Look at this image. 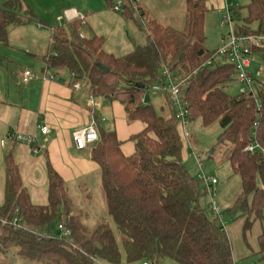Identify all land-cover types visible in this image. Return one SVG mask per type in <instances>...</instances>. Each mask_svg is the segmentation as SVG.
Returning a JSON list of instances; mask_svg holds the SVG:
<instances>
[{
  "label": "trees",
  "instance_id": "1",
  "mask_svg": "<svg viewBox=\"0 0 264 264\" xmlns=\"http://www.w3.org/2000/svg\"><path fill=\"white\" fill-rule=\"evenodd\" d=\"M24 2L3 0L0 42H8L11 27L35 18L30 8L23 11ZM242 9L245 14L236 12V33L263 32L264 0H251ZM208 11L205 0H187L184 31L149 20L145 43L123 56L106 52L102 36L82 37L79 18L52 29L43 59L53 74L66 71L92 95L119 100L128 121L140 119L145 128L132 136L135 152L130 156L123 153L113 126H98L101 139L92 145L91 158L100 165L107 211L118 234L105 219L92 225L73 214L64 180L49 163L48 202L34 204L18 164L7 155L0 253L39 264H122L124 258L127 264H159L161 258L181 264H234L228 235L201 205L205 193L201 181L184 165V143L169 98L165 101L171 112L141 102L146 89L163 80V68L186 80L183 96L190 121L201 119L205 127L218 123V141L232 144L230 161L241 177L242 192L227 213L244 216L245 230L263 219L264 157L245 148L253 140L264 148V84L257 87L256 96L230 95L225 89L234 77V66L225 62L204 66L216 53L205 46ZM123 15L139 22L132 9ZM254 52L264 59V46ZM59 223L72 230L70 238L52 235L53 224ZM258 241L264 260V230Z\"/></svg>",
  "mask_w": 264,
  "mask_h": 264
},
{
  "label": "crops",
  "instance_id": "2",
  "mask_svg": "<svg viewBox=\"0 0 264 264\" xmlns=\"http://www.w3.org/2000/svg\"><path fill=\"white\" fill-rule=\"evenodd\" d=\"M28 1L30 6H27L31 7L33 12L37 16H42L43 19L46 18L47 13L53 12L57 16L56 19L65 24L71 21L64 17L65 11L73 10L84 15L85 23L83 27L90 26L93 33V35L89 36L82 27L81 34L86 38L97 35L94 33L98 29L99 18L97 15L100 12L108 11L115 4L113 0ZM138 1V6L150 21L156 20L163 24L160 21L162 19H160L161 15L159 14L166 13L170 14V18L167 21L170 22L168 26L183 30L187 24V0H160L162 7L157 6L158 9H156L153 0ZM250 1L205 0V3L209 10L208 12L212 11L220 19L225 12L226 4L235 3L236 12L239 11L245 14V9L239 10V8ZM25 7L24 4L23 11L28 10H25ZM132 7V3L126 0V11L133 9ZM160 7L161 11H158ZM154 12L155 15L153 14ZM60 17L62 18L59 19ZM137 19L139 20V18ZM39 21L42 22L41 19ZM28 23L30 22L17 26H23ZM42 26L43 24L39 23L37 27L42 29ZM92 33L90 32L89 34ZM130 38L132 45L126 49L129 50V53L135 49L136 44H143L137 43L132 37ZM6 44H9V39ZM104 49H106V52L109 50L105 46ZM27 53L36 60H42L44 56H42L43 53L39 55L34 51H28ZM4 58V56H0V69L2 71L0 74V148L5 150L7 155H12L18 164L23 184L28 190L32 202L36 205H43L48 202L49 163L64 180L70 198L75 200V202H72L73 214L84 223L94 225L99 220L105 219L111 224L106 198L103 194L100 165L91 158L92 146H88L85 149L76 147L72 131L74 128H83L89 125L94 119L99 127L110 128L113 126L118 139L122 141L121 149L123 153L130 156L135 152V143L131 138L144 130V123L140 119L128 121L125 107L119 100L92 95L88 86L80 82L81 88H75L76 82L73 76L66 71H58L55 75L56 80L45 81L41 78H33L28 83H24L22 81L23 73L26 68L30 67L26 66L24 71L22 70L21 73H18L17 81H13L6 74L4 67H2L5 65ZM8 63L12 62L8 59ZM6 69L8 70V67ZM53 72V70H49L48 74H53ZM164 99L166 98L164 97ZM148 100L150 104H153L150 98ZM41 125L48 126L49 131L47 134H42L39 130ZM12 131L23 134L36 133L38 135L37 145L40 147L39 152L35 153L29 145L15 140H10L5 146H2L1 141L6 139ZM185 146L187 145H184L182 156L187 150ZM6 154H0V204L4 201ZM30 184H32V189L29 188ZM38 186L45 188L46 191L40 192L39 195ZM34 189L35 193L32 191ZM83 190L90 191V194L85 199L82 197ZM34 194L38 200H41L37 202L41 203L34 201ZM43 199L46 200V203H43Z\"/></svg>",
  "mask_w": 264,
  "mask_h": 264
},
{
  "label": "rangeland",
  "instance_id": "3",
  "mask_svg": "<svg viewBox=\"0 0 264 264\" xmlns=\"http://www.w3.org/2000/svg\"><path fill=\"white\" fill-rule=\"evenodd\" d=\"M134 0H131V3ZM136 1V0H135ZM145 1V0H144ZM156 9L157 6H161L160 0H153ZM114 3L118 0H113ZM139 2L138 0L136 1ZM25 10L29 9L27 5L30 6L29 1L24 2ZM242 4V3H240ZM3 5V0H0V6ZM243 5V4H242ZM23 7V6H22ZM162 7V6H161ZM161 7L158 11H161ZM134 15L138 18L139 14L134 8ZM32 10V8L30 7ZM125 4L122 6V10L117 12L114 8H110L108 11L100 12L98 16L99 23L96 30L97 35L104 38V46L109 49L107 52L114 54L115 56H123L129 53L126 50L132 45V40L130 37L135 39L137 43H145L147 38L146 25L149 22L143 23L139 21L138 23L131 18H126L123 14L125 13ZM23 12V11H22ZM25 12V11H24ZM33 12V10H32ZM106 12H108L106 14ZM110 12V13H109ZM36 14L35 12H33ZM161 13V12H160ZM155 15V12L153 13ZM39 15V14H38ZM161 15L160 20L163 24L169 25L167 22L170 18V14H159ZM174 15V14H172ZM28 16V14L26 15ZM57 16L53 12L47 13L46 18L42 16L35 15V18L30 21V23L23 26H14L10 28L9 32V44L0 43V56H4V70L6 74L13 81H17L18 73H21L26 66H33L36 70L41 73L42 68H44V60H36L33 56H30L27 52L34 51L37 54L45 55L47 53L49 39L51 37L52 29L56 26L63 25V22H59ZM220 19L218 15L208 12L205 19V46L210 51H216L221 46L222 37L225 34V29L220 26ZM42 20L40 22L39 20ZM140 20V19H139ZM42 23V29H38V24ZM236 23V21H235ZM84 28V29H83ZM82 29L87 32L89 36L93 35L91 27L86 26ZM180 29V28H179ZM187 29V24L184 26L183 31ZM92 34H89V33ZM106 50V49H105ZM215 65H221L224 61L223 57L215 56ZM8 59L12 63H8ZM1 67V66H0ZM8 67V70L6 69ZM251 72L259 81L260 84H264V59L260 56H256L255 61L252 64ZM2 73L0 69V74ZM226 92L230 95H236L239 92V83L233 77L232 81L226 86ZM20 93V91H19ZM147 97L151 99L153 105L159 110L161 105L164 104L166 111H170L168 104L166 103L162 94L153 95L150 91L147 92ZM167 105V106H166ZM177 110V108H174ZM171 112V111H170ZM189 130V145L187 150L183 155L184 165L189 170L190 174L201 181L202 176L216 178L218 183L213 187V191H210L208 187L205 186L204 182H201L204 188V194L201 197V205L211 218L216 220L212 210H211V197L215 195L220 207L223 209L224 218L226 221L225 232L228 235L231 245L234 264H264L262 259L259 246L258 237L264 230V217L263 219H257L252 228L249 230L244 229L245 217L244 216H234L229 215L227 210L232 206L236 198L242 192V181L238 174L233 172L232 164L230 161V154L232 151V144L230 142L220 143L218 141V136L221 132V127L218 123H214L208 127H205L201 119H195L190 121L188 124ZM7 153V152H6ZM5 150L0 148V154H6ZM7 155V154H6ZM5 155V159H6ZM32 184L29 185V188ZM4 189V187H2ZM35 193V189L32 190ZM39 195L40 192H45V188L38 186ZM84 199L90 194V191H82ZM104 194V191H103ZM71 202H75L74 198H70ZM34 201H41L35 197ZM43 203H46V200ZM41 203V202H37ZM75 205V204H74ZM110 216V215H109ZM254 216L250 218L253 220ZM111 218V226L116 231V225ZM53 233L57 231V225L52 226ZM121 241L122 237L118 235ZM0 264H39L35 261H30L23 259L18 256L9 255L6 256L0 253ZM103 264V263H102ZM122 264H127L125 258ZM159 264H181L180 262L172 258H161L159 259Z\"/></svg>",
  "mask_w": 264,
  "mask_h": 264
},
{
  "label": "built area",
  "instance_id": "4",
  "mask_svg": "<svg viewBox=\"0 0 264 264\" xmlns=\"http://www.w3.org/2000/svg\"><path fill=\"white\" fill-rule=\"evenodd\" d=\"M131 2V0H128ZM123 4H126V0H118L113 5L114 10L120 12L122 10ZM132 5L138 12V18L140 21L145 23L147 18L143 15L141 8L138 6V3L134 0ZM236 4L230 2L225 6V12L221 18L220 26L225 29V34L222 37L221 46L216 50L215 55L210 58L205 65L215 64V56H220L224 58L223 63H228L234 66L235 73L234 78L239 83V92L238 94H251L256 96L257 87L260 85L259 81L251 72V67L255 61L256 54L254 52L255 48H261L264 46V31L259 34H249V35H238L235 30V19H236ZM64 17L69 20H74V18H79L85 23V16L79 13L74 12L73 10L65 11ZM60 17L59 19H61ZM83 37V34L80 33ZM51 69L50 64L45 62V67L39 73L36 68L30 66L25 69L22 77L24 83H28L33 78H41L45 81L47 80H56L54 74H48V71ZM161 75L163 80L159 83L154 84L150 88L146 89L144 97L141 99L142 104L150 105V101L147 97V92H151L153 95L162 94L164 97H168L171 104L175 110L176 118L179 121V130L181 139L184 145H188L189 141V130L188 124L190 123L188 105L184 100L183 96V87L186 84V80H180L176 78L174 73L171 72L168 68H163ZM75 88H81L79 82H76L74 85ZM257 106H261L259 99L256 100ZM47 125L39 126V130L42 134H47L48 130ZM72 137L74 139L75 145L79 149H85L88 146H92L100 141V134L98 131L97 121L94 119L92 122L83 127V128H74L72 131ZM15 140L24 144L29 145L33 148L35 153L39 152L40 147L38 143V135L34 134H23L17 132H10L6 139L1 141V145L5 146L8 141ZM249 153L261 152L264 157V148L260 145L259 142L253 140L245 148ZM201 182L205 183V186L213 191V187L218 183L216 178L202 176ZM211 210L216 217L217 223L225 230L226 221L223 214V209L220 207L215 195L211 197ZM17 222V219L14 221ZM59 235V237L70 238L72 235V230L66 227L65 224H57V231L52 233V235ZM54 235V236H55ZM143 264H158L151 261H144Z\"/></svg>",
  "mask_w": 264,
  "mask_h": 264
},
{
  "label": "water",
  "instance_id": "5",
  "mask_svg": "<svg viewBox=\"0 0 264 264\" xmlns=\"http://www.w3.org/2000/svg\"><path fill=\"white\" fill-rule=\"evenodd\" d=\"M101 66V65H100ZM103 67V66H102ZM104 69H105V71H108V69L107 68H105V67H103Z\"/></svg>",
  "mask_w": 264,
  "mask_h": 264
}]
</instances>
